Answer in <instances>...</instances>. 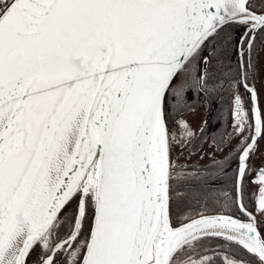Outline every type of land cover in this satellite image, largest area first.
I'll use <instances>...</instances> for the list:
<instances>
[{"label": "snow or ice", "instance_id": "snow-or-ice-1", "mask_svg": "<svg viewBox=\"0 0 264 264\" xmlns=\"http://www.w3.org/2000/svg\"><path fill=\"white\" fill-rule=\"evenodd\" d=\"M262 101L264 0H0V264H264Z\"/></svg>", "mask_w": 264, "mask_h": 264}, {"label": "trees", "instance_id": "trees-1", "mask_svg": "<svg viewBox=\"0 0 264 264\" xmlns=\"http://www.w3.org/2000/svg\"><path fill=\"white\" fill-rule=\"evenodd\" d=\"M197 109H199V110L197 111ZM197 109H196L195 114L198 115V118L199 117L201 118V122L204 119H206V118L209 120V126H208V130H207V135H206V137L204 139V142L207 141V142L211 143V135H212L213 127L211 128L210 125H211L212 119H217L218 114H219V108H218V106L216 104H213L212 110H211V112H209L208 111V106L206 104H204V103H201ZM197 126L198 125H196L195 127H197ZM217 128H218V131L215 134L219 137V135H220L219 132L220 131L223 132L224 129L222 127H219V126H217ZM204 142H203V144H204ZM224 152H226V151H224ZM224 152H222L221 156L224 154ZM207 162H208L207 158H205V160H203V161H199L200 164H204V163H207ZM224 191L229 192L230 195H234V190H233L231 184H229L224 189ZM248 194H249L248 187H247L246 181H245V196L247 195L249 197ZM245 203H249L248 200L246 199V197H245ZM211 247H215V245H211ZM207 254L211 255V253H207ZM216 264H222V260L220 258H217Z\"/></svg>", "mask_w": 264, "mask_h": 264}, {"label": "rangeland", "instance_id": "rangeland-1", "mask_svg": "<svg viewBox=\"0 0 264 264\" xmlns=\"http://www.w3.org/2000/svg\"><path fill=\"white\" fill-rule=\"evenodd\" d=\"M262 107H264V101H262ZM198 120V115L194 114L192 116H190V122L192 123V126H194L196 124ZM234 143V142H233ZM260 143V147L261 149H264V143L262 141L259 142ZM208 150V149H207ZM226 149H224L225 151ZM209 151V150H208ZM222 152L217 153V156H221ZM261 159H264V157L261 156V153L258 151L256 153L255 156H253L252 158V165L253 167L259 166L261 163ZM251 175H249L248 177H246L245 181H246V185L248 187V192H249V197H248V202L246 203L247 205L251 206L253 203V194L257 191L258 185L251 183Z\"/></svg>", "mask_w": 264, "mask_h": 264}, {"label": "flooded vegetation", "instance_id": "flooded-vegetation-1", "mask_svg": "<svg viewBox=\"0 0 264 264\" xmlns=\"http://www.w3.org/2000/svg\"><path fill=\"white\" fill-rule=\"evenodd\" d=\"M198 110H199V109H197V111H198ZM206 119H207V118H206ZM215 122H216V119H212V121H211V125H210L211 128L213 127V125L215 124ZM200 123H201V118L199 117L198 120H197V122H196V124L193 126V128L195 129V128H196L195 126H196V125H199ZM217 126H219V125H217ZM220 133H221V131L219 132V134H220ZM261 141L264 143V139H262ZM234 143H235V142H234ZM209 144H210V143L206 141V142H204L203 146H204L205 149H208L209 151H211L212 149L208 147ZM225 151H228V149H226ZM245 197H246V199H248V196H247V195H246Z\"/></svg>", "mask_w": 264, "mask_h": 264}]
</instances>
